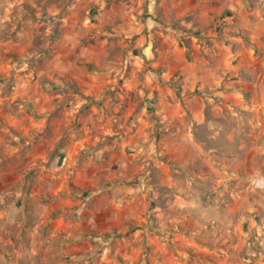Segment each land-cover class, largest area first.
<instances>
[{
    "label": "rangeland",
    "instance_id": "obj_1",
    "mask_svg": "<svg viewBox=\"0 0 264 264\" xmlns=\"http://www.w3.org/2000/svg\"><path fill=\"white\" fill-rule=\"evenodd\" d=\"M0 264H264V0H0Z\"/></svg>",
    "mask_w": 264,
    "mask_h": 264
}]
</instances>
